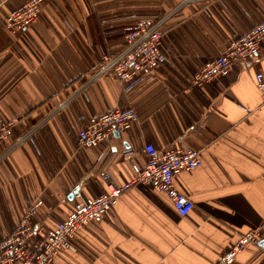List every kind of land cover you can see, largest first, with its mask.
<instances>
[{
    "label": "crops",
    "instance_id": "1",
    "mask_svg": "<svg viewBox=\"0 0 264 264\" xmlns=\"http://www.w3.org/2000/svg\"><path fill=\"white\" fill-rule=\"evenodd\" d=\"M25 1L0 0V119L16 121L0 142V239L37 198L34 224L51 229L75 185L94 197L130 180L133 165L146 161V144L199 150L201 165L173 179L193 201L190 212L181 216L165 194L134 185L51 264H216L242 233L259 228L264 239V100L254 83L255 73L264 74V48L201 88L189 84L264 20V0L182 5L161 34L165 60L129 92L108 76L88 82L90 72L120 49L136 20L182 0H45L35 21L11 34L5 16ZM114 108L135 110L130 128L80 146L78 130ZM21 134L24 142L9 150ZM232 264H264V247L249 245Z\"/></svg>",
    "mask_w": 264,
    "mask_h": 264
},
{
    "label": "built area",
    "instance_id": "2",
    "mask_svg": "<svg viewBox=\"0 0 264 264\" xmlns=\"http://www.w3.org/2000/svg\"><path fill=\"white\" fill-rule=\"evenodd\" d=\"M45 0H26L10 10L4 20V28L11 34L25 30L41 11ZM193 0H182L174 10L156 18H142L134 22L124 33L123 43L114 54H103L96 67L90 72L88 82L108 76L117 81L123 92H129L152 74L165 60L160 47L161 34L170 16L184 4ZM264 48V20L253 25L242 36L232 39L225 50L206 61L189 80L190 86L201 88L217 76H225L237 61L255 56ZM256 88L264 100V74L254 75ZM64 103H59V108ZM137 114L133 108H114L88 119L77 132L78 144L82 147H96L109 141L114 132L130 128ZM15 120L0 119V142L12 137ZM27 134L13 139L9 150L21 145ZM146 161L142 167L133 165V177L117 186H109L107 192L94 197H84L75 185L71 190L72 204L64 218L51 229L34 224V216L42 205L37 198L31 201L16 222L12 231L0 239V264H51L62 250H74L72 240L75 234L90 222H100L104 214L116 204L118 198L134 185L145 184L165 194L175 211L187 215L193 208V201L180 192L174 182L179 172H188L201 165L200 152L193 148H166L157 150L152 144L143 148ZM31 238H34L31 241ZM259 228L242 233L216 261V264H232L238 253L249 245L258 244Z\"/></svg>",
    "mask_w": 264,
    "mask_h": 264
},
{
    "label": "water",
    "instance_id": "3",
    "mask_svg": "<svg viewBox=\"0 0 264 264\" xmlns=\"http://www.w3.org/2000/svg\"><path fill=\"white\" fill-rule=\"evenodd\" d=\"M114 134L117 136L118 132H114ZM70 197H72V194H69ZM259 244L264 247V239L260 240Z\"/></svg>",
    "mask_w": 264,
    "mask_h": 264
}]
</instances>
